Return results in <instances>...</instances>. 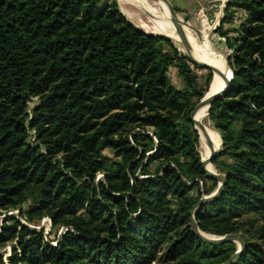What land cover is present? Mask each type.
I'll return each instance as SVG.
<instances>
[{
	"label": "trees",
	"instance_id": "trees-1",
	"mask_svg": "<svg viewBox=\"0 0 264 264\" xmlns=\"http://www.w3.org/2000/svg\"><path fill=\"white\" fill-rule=\"evenodd\" d=\"M215 33L232 51L231 88L207 115L226 183L194 220L244 242L235 264H264V0H228ZM184 55L116 0H0V217L26 224L0 220V264L230 259L235 243L189 227L217 182L188 119L212 76L199 85ZM44 218L48 234L29 227Z\"/></svg>",
	"mask_w": 264,
	"mask_h": 264
},
{
	"label": "rangeland",
	"instance_id": "rangeland-1",
	"mask_svg": "<svg viewBox=\"0 0 264 264\" xmlns=\"http://www.w3.org/2000/svg\"><path fill=\"white\" fill-rule=\"evenodd\" d=\"M116 1L118 3V6H119V9H120L121 13L132 24H134V23L137 24L142 30L147 31V34H149V35L162 36V37L168 38L169 40H171L173 42L175 47L178 49V51L180 53H182V55L185 54V55L190 56L192 59H194V61L200 67H198L194 61H191L186 56V58L188 59V62H189L188 64H189L192 72L195 75H197V77H198L199 85H201V86L203 85V76L211 74V76L213 78L212 72L210 70H208V69H204V67H202V64H200V63H203V64L207 65L209 62L205 61V60H201L200 58H197L195 55L190 54L189 50H188V48H187V46L185 44L184 36L182 34H180L179 32H177L175 29H173L171 26H169L167 21H166V19L163 18L160 15L161 14V9H160V3L158 2V0H140L141 4H143V5L147 6V7H150L151 9L157 11L158 12L157 16H149V15L143 13L135 5L132 4L131 0H116ZM218 1H220V0H218ZM208 10H209V7L204 9V10L202 9L201 11H195V12L193 11L191 13L178 11V15L182 19H184L185 21H187L191 25H193V27L195 29H198L201 26H202L201 29H204L207 26H209V24H207V23L210 21V19L207 18V16H206ZM215 13H216V10L214 11V15H215ZM241 14H242L241 12H238L236 14L235 19H234V21L232 23L233 26L236 27L239 24V21L242 19ZM221 17L223 18V14L222 13L220 15V18ZM216 25H218V22H217ZM141 29H139V30H141ZM215 31H213V33H210V36H211L210 38H211V41L213 42V44L220 48L219 45H222L223 44L222 42L225 41V39L221 38L218 34L215 33ZM217 40H218L219 45H217V43L215 42ZM193 48L196 51L197 48H195L194 46H193ZM221 51L227 57H230L232 55V51L227 48V45H226V47L224 49H221ZM205 57H206V55H205ZM169 78H170V80H171L173 85H175L179 89L182 88V85L179 82V80H178V78L176 76V71L174 69H170ZM211 82H212V79H211ZM211 82H210V84H211ZM210 84H209V87H210ZM209 87H208V90L204 93L203 97L209 92ZM31 106H32V104H31ZM208 115H209V113H208ZM208 118H209V116H208ZM208 118H207V115H206L205 117H203L201 119V126L203 127V129L207 133H209L211 136H213L216 139V135L213 133V131L211 129H209ZM203 142H204L203 140H199V153H200L201 159H204L205 157L208 156V152L206 151V149H205V147L203 145ZM105 154L109 155L110 152L109 151H105ZM207 166H209L211 171L214 170V172L216 174H221L219 169L215 168L212 164L209 163ZM100 177H101V175H98V178H100ZM5 215H14V216L18 217V221L19 222H23L21 220V218H19V214H18L17 211L4 213L0 217L1 221L4 219ZM38 225L39 226H36V227L32 226V225H30V226L33 227V228H43L45 234H48L50 232V225L48 223V219H46V218L42 219L38 223ZM207 235H209V234H207ZM209 236H211L212 238L220 237V236H213V235H209ZM53 237H54V232H52L51 239H53Z\"/></svg>",
	"mask_w": 264,
	"mask_h": 264
},
{
	"label": "water",
	"instance_id": "water-1",
	"mask_svg": "<svg viewBox=\"0 0 264 264\" xmlns=\"http://www.w3.org/2000/svg\"><path fill=\"white\" fill-rule=\"evenodd\" d=\"M227 1L228 0H224V2H222V0H220V1H214L213 3H211L210 4V8H209V10L207 11V14H206L207 18H209V19L211 17L214 18V11L218 9L217 7L221 3L223 4V8H222V14H223ZM159 2L162 3L165 6V8L167 9L168 14H169V19H170L171 23L175 24L177 26L179 32H181L183 34L184 41H185V44H186V46H187V48L189 50V53L192 54V55H195L197 58H200L201 60L213 61L209 57H207V56L205 57L204 53H202V52L195 53V51L193 50V46L191 45L189 39L187 38L186 31H185V28H188L187 24L189 22H187L184 19H182L178 15V13L175 12V10L173 9V7L171 6V4L169 3L168 0H159ZM221 20H222V17L218 20V25H215V28H214L213 31H215L216 28L220 25ZM189 30L191 32H193V34H194L193 41L196 44H198L199 38H202L201 33L197 29H194V28H191V29L189 28ZM215 42L217 43V45H219L218 40L215 41ZM222 43L223 44L219 45V46H220L221 49H224L226 47V42L223 41ZM187 57L191 61H194L189 56H187ZM225 61H226V69L223 71V73H221V74L217 73V75L212 73L213 78H212V82H211L210 87H209V91L211 90V88L214 87V89H215L214 95H212L211 97H208V98H204L203 97L199 101V103L194 107L193 111L190 113V115L188 117L189 121L194 126V130L198 134L199 140H200V132H201L202 133V139H203L204 143L206 144V146L209 148V151H210V153L208 155V158L206 160H204V161L201 160V165H202L203 171H204L205 175L208 178H210V179H212V180L217 182L216 189L210 195L201 197L198 200V202L189 211V227H190L191 232L194 234V236L196 238H198L199 240H201L202 242H204V243L213 244V245H220V244L228 243V242L235 243L236 246H237L236 252L230 257V259L227 262L223 263V264H235L238 261L242 251L244 250V247H245L244 242L235 234H227V235H224V236L217 237L216 239L215 238L214 239L208 238L207 236H205L206 233H204V232H202V231H200L198 229V227H197V225L195 223V220H194V216H195V213H196L197 209L201 205L209 203V202L215 200L216 198H218L221 195V193L223 192V189H224V186H225V183H226L225 175L211 173L206 168V164L212 163L213 159L221 151V149L220 150H215L213 142L211 141V138L203 130L200 122L196 119L201 111H203L205 109L208 111L210 109V107L212 106V104L216 100L223 98L225 96V94L227 93V91L231 88V81L233 79V72L231 71V69L229 67V57L226 56L225 57ZM196 65H197V63H196ZM204 69H208V68L204 67ZM208 70H210V69H208ZM224 77L227 78V85L223 89V87H222V79ZM21 223L23 225H26L24 222H21ZM29 227L31 229H34V230H37V231L41 230V228H33L31 226H29Z\"/></svg>",
	"mask_w": 264,
	"mask_h": 264
},
{
	"label": "bare ground",
	"instance_id": "bare-ground-1",
	"mask_svg": "<svg viewBox=\"0 0 264 264\" xmlns=\"http://www.w3.org/2000/svg\"><path fill=\"white\" fill-rule=\"evenodd\" d=\"M131 2L139 10H141L143 13H145V14H147L149 16H157L158 15V12L157 11L151 9L150 7H147V6L143 5V4H141L140 0H131ZM158 2H159V0H158ZM222 6H223V4L221 3L220 6H219V8L217 9L215 15H214V18H212V17L210 18V21L207 23V24H209V26H207V27L205 26L206 28H204V29H201V27H202L201 26L200 28L197 29L201 33V35H202V38H199V40H198V44H196L193 41L194 34H193V32H191L189 30V28L190 29L191 28H194L193 25H191L190 23H188L187 24L188 28H185L186 36H187V38H189V41H190L191 45L194 46L195 48H197L196 51L198 53L199 52L204 53L207 57H209L210 59H212L214 61V62L213 61H208L209 63L207 65L201 63L202 64V67H205V68L210 69V71H212V73L213 74H216V75H217V73H219V74L223 73V71L226 69V61H225V57L226 56L222 53V51H221V49L219 47H217V46H215L213 44V42L211 41V38H210L211 37L210 36V33H213V30H214L213 28H215V25L218 22V18H219V15L221 14L220 11L222 9ZM160 9H161V14L160 15L163 18L166 19L168 25L171 26L173 29H175L177 32H179L177 26L175 24L171 23V21L169 19L168 11H167V9L165 8V6L162 3H160ZM179 33L182 34L181 32H179ZM193 50L195 51L194 48H193ZM196 51H195V53H197ZM226 85H227V78L224 77L222 79V87H223V89L226 87ZM214 93H215V89L213 87V88H211V90L209 91V93H207L204 96V98L211 97L212 95H214ZM206 115H208V111L206 109L203 110V111H201L199 113V115H198V117L196 119L200 122V124H201V119L203 117H205ZM207 134L211 138V141L213 142V145H214L215 150H220L221 149V144L213 136H211L209 133H207ZM200 140H203L202 139V133L201 132H200ZM203 145H204V147H205V149H206V151L208 152V155H209V153H210L209 148L206 146V144L204 142H203ZM207 158H208V156L205 157L204 159H201V160L204 161ZM207 165L208 164H206L207 170L209 172H211V173H215L214 170L211 171L210 168H209V166H207ZM205 236H207L208 238H212L211 236H209L207 234H205ZM212 239H214V238H212Z\"/></svg>",
	"mask_w": 264,
	"mask_h": 264
},
{
	"label": "crops",
	"instance_id": "crops-1",
	"mask_svg": "<svg viewBox=\"0 0 264 264\" xmlns=\"http://www.w3.org/2000/svg\"><path fill=\"white\" fill-rule=\"evenodd\" d=\"M168 1L171 4V6L173 7V9H177L178 11H181V12L191 13L193 11L195 12V11H201L202 9L204 10V9H206L208 7L210 8V4L213 3L214 1H218V0H168ZM222 2H224V0H222ZM219 6L217 8H219ZM222 8H223V6H222ZM221 11H222V9H221ZM221 11H220V13H222ZM220 15H219V18H220ZM241 16H242V19H243L244 14L242 13ZM219 18H218V20H219ZM132 25H134L136 28L141 29L135 23L132 24ZM141 31L147 34V31H144L142 29H141Z\"/></svg>",
	"mask_w": 264,
	"mask_h": 264
},
{
	"label": "built area",
	"instance_id": "built-area-1",
	"mask_svg": "<svg viewBox=\"0 0 264 264\" xmlns=\"http://www.w3.org/2000/svg\"><path fill=\"white\" fill-rule=\"evenodd\" d=\"M48 223H49V220H48ZM49 225H50V223H49Z\"/></svg>",
	"mask_w": 264,
	"mask_h": 264
}]
</instances>
